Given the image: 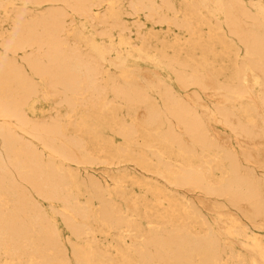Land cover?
Masks as SVG:
<instances>
[{
    "label": "bare ground",
    "instance_id": "obj_1",
    "mask_svg": "<svg viewBox=\"0 0 264 264\" xmlns=\"http://www.w3.org/2000/svg\"><path fill=\"white\" fill-rule=\"evenodd\" d=\"M0 264H264V0H0Z\"/></svg>",
    "mask_w": 264,
    "mask_h": 264
},
{
    "label": "rangeland",
    "instance_id": "obj_2",
    "mask_svg": "<svg viewBox=\"0 0 264 264\" xmlns=\"http://www.w3.org/2000/svg\"><path fill=\"white\" fill-rule=\"evenodd\" d=\"M152 27V25L151 24H144V28H151ZM144 68L145 69H147V70H154L152 67H150V66H144ZM151 68V69H150ZM165 76L168 78V76L165 74ZM40 104H42L41 102H40ZM44 105V104H43ZM42 105V106H43ZM45 109H47L46 107H45ZM215 128H218L217 126H215ZM220 130H224V129H221V128H219ZM223 132H225V133H227L225 130L223 131ZM234 140V139H233ZM233 147L235 148V149H237L238 150V148H239V146H238V144L235 142V140L233 141ZM101 168H103L101 165H96L95 166V168L94 169H96V171H97V173H99V171H100V169ZM90 169V171H93V166L91 167V168H89ZM107 171L109 172V168L107 169ZM112 252H116V250H112Z\"/></svg>",
    "mask_w": 264,
    "mask_h": 264
}]
</instances>
